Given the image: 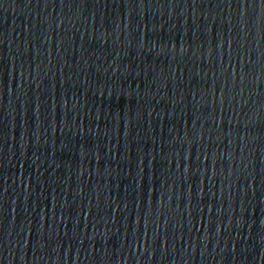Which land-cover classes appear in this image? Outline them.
<instances>
[{"label":"water","instance_id":"obj_1","mask_svg":"<svg viewBox=\"0 0 264 264\" xmlns=\"http://www.w3.org/2000/svg\"><path fill=\"white\" fill-rule=\"evenodd\" d=\"M0 264H264V0H0Z\"/></svg>","mask_w":264,"mask_h":264}]
</instances>
